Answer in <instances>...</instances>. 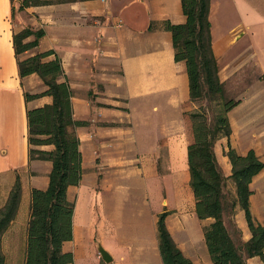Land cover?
<instances>
[{"label": "crops", "instance_id": "0c3cea01", "mask_svg": "<svg viewBox=\"0 0 264 264\" xmlns=\"http://www.w3.org/2000/svg\"><path fill=\"white\" fill-rule=\"evenodd\" d=\"M11 5V0H0V206L16 176L21 193L2 234L4 255H19L23 264L30 191L46 187L51 167L49 159L28 157L26 107L52 100L49 94L24 97V91L46 87L36 72L18 73L12 32L29 24L42 27L44 34L18 56L53 49L72 88L73 116L86 120L75 127L82 177L67 190L74 200L72 238L62 245L73 253L69 264L104 262L98 245L110 254L109 264H164L157 230L162 211H167L166 227L182 253L193 262L213 264L204 239L211 218L197 216L189 183L187 145L193 133L188 112L196 103L185 62L174 59L171 32L161 25L163 19L185 20L181 0H60L29 5L18 17H12ZM208 17L225 94L239 98L228 111L230 145L238 153L253 148L264 161V68L259 69L256 45L247 43L248 57L237 52L219 58L217 53L234 39L220 43L214 34L222 24L232 37L238 32V38L264 30V0H210ZM226 143L227 137H219L213 148L228 176ZM37 147L49 150L53 144ZM226 182L235 196L233 182ZM249 187L251 214L264 224V166ZM223 220L234 240L233 228L238 242L250 237L239 205L224 210ZM241 253L247 264H264L259 255Z\"/></svg>", "mask_w": 264, "mask_h": 264}, {"label": "trees", "instance_id": "16d2710c", "mask_svg": "<svg viewBox=\"0 0 264 264\" xmlns=\"http://www.w3.org/2000/svg\"><path fill=\"white\" fill-rule=\"evenodd\" d=\"M11 1L13 17L16 9L60 0H17V8ZM181 6L185 15L183 22L163 19L161 25L171 32L174 59L185 62L190 98L194 101L206 98L218 106L212 122H208L202 104L188 112L193 139L187 145V161L195 212L199 218H211L210 223L204 226V239L213 264H247L241 250L247 256L259 255L264 260V224L254 219L249 207V183L253 175L263 168L264 161L253 148L238 153L230 145L228 111L239 102V98L226 96L224 83L218 75L208 17L210 0H181ZM43 34L42 27L34 28L29 24L12 32L19 75L36 72L46 86L39 92L24 91L25 99L41 94L52 97L51 102L26 107L28 157L49 159L51 167L46 187H32L30 191L23 264H69L73 262V253L64 250L62 245L72 238L74 200L68 197L67 190L69 185L78 184L82 177V155L75 127L85 124L86 120L73 116L72 88L61 58L53 49L37 51L23 58L18 56L20 52L36 46ZM28 36L32 38L27 39ZM49 54L54 56L44 60ZM221 136L227 137L225 154L231 163L228 176L223 174L213 148ZM40 144H53V148L41 149L37 147ZM227 178L235 187V196L230 195L228 202L224 191ZM20 193L21 184L16 176L4 204L0 206V264H6L2 234L16 213ZM236 205L244 210L251 232L250 237L240 243L232 238L223 220V211L232 212ZM166 213L160 212L157 219L163 263L203 264L193 262L175 244L164 221Z\"/></svg>", "mask_w": 264, "mask_h": 264}, {"label": "rangeland", "instance_id": "374dc122", "mask_svg": "<svg viewBox=\"0 0 264 264\" xmlns=\"http://www.w3.org/2000/svg\"><path fill=\"white\" fill-rule=\"evenodd\" d=\"M15 7L17 8L18 2L17 0H13ZM19 10L16 9L15 14L17 15ZM18 17V15H17ZM220 28H217L214 31L215 36L218 38L220 43H224L228 40L234 39V43H232L228 48H223L220 53H217L219 55V58L225 57V56H230L233 53L238 52V56H241L243 58L248 57L250 55L249 49L246 48L247 43L250 41H254L256 47H255V52H256V57L260 61L259 69L261 70L264 68V30H255L253 35L250 36V34H244L238 38V32L234 33L232 37V33H230L227 30V24H222L219 26ZM216 50V49H215ZM221 54V55H220ZM221 56V57H220ZM224 59V58H222ZM255 70V68H253ZM236 98V97H235ZM195 103L197 107L202 104L205 106V111L207 114V120L208 122H212L213 120V114L217 110L218 106L214 102H208L206 98L202 99H196ZM223 139L226 138V136H221ZM217 140V139H216ZM231 180V179H230ZM225 201L228 202V199L230 198L231 190H230V185L228 182L225 183ZM233 234L235 237V242H238V230L236 228H233ZM10 249L8 248V251ZM6 258V264H19L20 258L19 255L13 256V255H5Z\"/></svg>", "mask_w": 264, "mask_h": 264}, {"label": "water", "instance_id": "95a60500", "mask_svg": "<svg viewBox=\"0 0 264 264\" xmlns=\"http://www.w3.org/2000/svg\"><path fill=\"white\" fill-rule=\"evenodd\" d=\"M97 249L99 251L100 257L104 262H110L111 261V256L108 253L106 249H104L102 246L98 245Z\"/></svg>", "mask_w": 264, "mask_h": 264}]
</instances>
